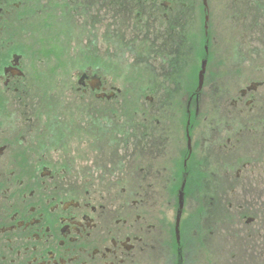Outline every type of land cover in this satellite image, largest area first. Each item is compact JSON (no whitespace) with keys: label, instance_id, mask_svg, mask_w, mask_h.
Here are the masks:
<instances>
[{"label":"flooded vegetation","instance_id":"flooded-vegetation-1","mask_svg":"<svg viewBox=\"0 0 264 264\" xmlns=\"http://www.w3.org/2000/svg\"><path fill=\"white\" fill-rule=\"evenodd\" d=\"M0 264H264V0H0Z\"/></svg>","mask_w":264,"mask_h":264},{"label":"rangeland","instance_id":"rangeland-1","mask_svg":"<svg viewBox=\"0 0 264 264\" xmlns=\"http://www.w3.org/2000/svg\"><path fill=\"white\" fill-rule=\"evenodd\" d=\"M225 26H226V24H225ZM227 35L226 34H224V37H226ZM225 50H226V45L224 44V46H223V55L225 56ZM225 60V59H224ZM225 62V61H224ZM242 63V62H241ZM226 67H224V69H225ZM242 83V82H241ZM240 83V84H241ZM128 95H131L132 96V98L130 99V103H132L133 102V100H135V97L133 96V94H127V97H128ZM210 96H211V100H213L214 99V94L213 93H210ZM127 102V101H126ZM128 103V102H127ZM130 103H128L127 105H126V117L130 120V121H132L133 120V118L135 117L134 116V111H135V108H136V106L137 105H135V102L134 103H132V104H130ZM208 115H209V113H208ZM212 190V189H211ZM202 196V195H201ZM205 196H209V197H211V198H213V194H212V192L210 191L209 192V189H207L206 190V193H205ZM189 198V200L190 201H194V199H193V197L192 196H189L188 197ZM211 208H212V205H211V200L209 199L208 201H207V203H206V205L203 207V209L204 210H206V212H207V214L209 213V211H211ZM196 208H195V206H193L192 205V210H195ZM190 212H192L191 211V209H190ZM223 222H225L224 220H222Z\"/></svg>","mask_w":264,"mask_h":264},{"label":"water","instance_id":"water-1","mask_svg":"<svg viewBox=\"0 0 264 264\" xmlns=\"http://www.w3.org/2000/svg\"><path fill=\"white\" fill-rule=\"evenodd\" d=\"M206 65H207L206 62H204L203 65H202V71H201V74H200V88L203 85L204 74H205V71H206Z\"/></svg>","mask_w":264,"mask_h":264}]
</instances>
